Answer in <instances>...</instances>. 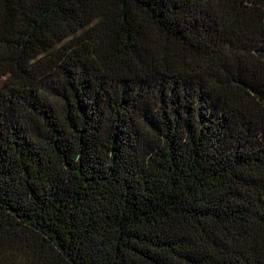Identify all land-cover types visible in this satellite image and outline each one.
Returning a JSON list of instances; mask_svg holds the SVG:
<instances>
[{
    "label": "trees",
    "instance_id": "trees-1",
    "mask_svg": "<svg viewBox=\"0 0 264 264\" xmlns=\"http://www.w3.org/2000/svg\"><path fill=\"white\" fill-rule=\"evenodd\" d=\"M0 264H264V0H0Z\"/></svg>",
    "mask_w": 264,
    "mask_h": 264
}]
</instances>
